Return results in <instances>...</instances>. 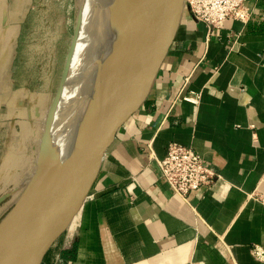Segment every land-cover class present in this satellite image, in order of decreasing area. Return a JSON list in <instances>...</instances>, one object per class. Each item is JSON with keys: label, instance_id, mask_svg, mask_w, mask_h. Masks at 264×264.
Wrapping results in <instances>:
<instances>
[{"label": "crops", "instance_id": "0c3cea01", "mask_svg": "<svg viewBox=\"0 0 264 264\" xmlns=\"http://www.w3.org/2000/svg\"><path fill=\"white\" fill-rule=\"evenodd\" d=\"M18 1L0 0L3 49ZM246 5L248 21L211 32L183 11L146 100L44 264L58 252L60 264H264L253 254L264 249V204L251 197L264 194V0ZM171 141L200 153L216 182L175 193L159 166Z\"/></svg>", "mask_w": 264, "mask_h": 264}, {"label": "water", "instance_id": "95a60500", "mask_svg": "<svg viewBox=\"0 0 264 264\" xmlns=\"http://www.w3.org/2000/svg\"><path fill=\"white\" fill-rule=\"evenodd\" d=\"M184 4L185 0L131 1L120 45L98 70L94 92L77 122L80 146L57 167V176L51 179L49 171L56 150L52 129L82 28L80 8L43 131L38 169L0 221V264H11V254L18 252L34 254L28 264L43 263L87 197L118 129L146 100L175 39Z\"/></svg>", "mask_w": 264, "mask_h": 264}, {"label": "rangeland", "instance_id": "374dc122", "mask_svg": "<svg viewBox=\"0 0 264 264\" xmlns=\"http://www.w3.org/2000/svg\"><path fill=\"white\" fill-rule=\"evenodd\" d=\"M12 6L19 15L12 19L10 50L1 46L5 29H0V221L38 169L43 131L80 8L82 28L52 129L55 153L76 109L91 42V0H20Z\"/></svg>", "mask_w": 264, "mask_h": 264}, {"label": "built area", "instance_id": "2783aa9c", "mask_svg": "<svg viewBox=\"0 0 264 264\" xmlns=\"http://www.w3.org/2000/svg\"><path fill=\"white\" fill-rule=\"evenodd\" d=\"M246 2L247 0H185L184 10H189L196 19L205 23L211 32L221 27L228 18L248 21L251 13ZM198 98L199 96H185V99L195 103ZM159 166L173 191L183 197H188L204 185H213L217 180V174L200 153L177 141L168 144L167 154L159 160ZM251 197L264 204V194L255 192ZM53 246L59 247L58 240ZM253 254L264 260L262 247L256 246ZM61 261L62 253L58 252L54 264H60Z\"/></svg>", "mask_w": 264, "mask_h": 264}, {"label": "bare ground", "instance_id": "6f19581e", "mask_svg": "<svg viewBox=\"0 0 264 264\" xmlns=\"http://www.w3.org/2000/svg\"><path fill=\"white\" fill-rule=\"evenodd\" d=\"M131 1L91 0L92 22L88 66L75 112L66 122L63 137L52 158L49 171L51 179L57 176V167L67 160L80 146V128L77 122L81 117L87 100L90 99L94 92L98 70L120 45L127 25L125 13ZM33 256L34 254L27 255L26 252H18L12 253L9 260L11 264H28Z\"/></svg>", "mask_w": 264, "mask_h": 264}]
</instances>
